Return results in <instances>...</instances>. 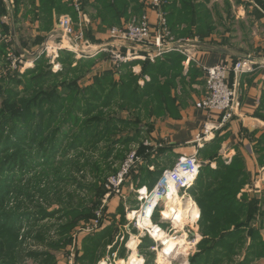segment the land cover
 <instances>
[{
  "label": "trees",
  "instance_id": "16d2710c",
  "mask_svg": "<svg viewBox=\"0 0 264 264\" xmlns=\"http://www.w3.org/2000/svg\"><path fill=\"white\" fill-rule=\"evenodd\" d=\"M61 2L62 0H42L46 11L51 13L54 7L60 15L72 11L71 16L76 20L77 13L71 3L67 4V8ZM96 3L100 9L103 8L99 17L108 27L119 23L120 16H127L130 6L129 0H96ZM3 14L0 11V18ZM180 14L181 17H170L169 20L175 19L174 27L177 22H191V27L185 32L188 38L205 39L210 36L204 31L208 26L204 25L194 31L195 19H184ZM1 25V28H6ZM85 34L91 39L90 35ZM10 50L12 48L9 43L0 44V64H3V69L0 70V264H23L27 242L34 234L38 241L44 242L43 235L50 230L39 227L41 220L58 217V235L62 239L52 245L58 250L70 243L69 235L81 221H91L95 216L94 208L101 205L106 193L104 186L100 184L105 179L106 171H102L100 161L93 160L97 154L107 161L117 152L119 145L128 148L136 143L139 145L137 154L146 162V167L141 168L139 173L141 176L136 178L137 187H154L164 170L153 173L149 169L153 161L151 147L141 143L145 134L141 126L142 116L130 113L133 118L125 119L109 115V110H105L114 101L128 100L132 106L130 110H138L140 105L148 103V107L156 114L162 113V110H166L168 100L171 103L176 100L172 95V90H177L175 81L181 79L183 82L187 76L192 78V69L184 76L180 71L183 70L185 57L172 53L156 64L134 61L121 65L116 71L108 70L94 76L91 84L87 85L84 82L87 75L92 73L94 59L78 61L73 53L63 51L58 59L63 66L61 72L54 73L52 65L50 67L43 56L36 61L34 68L20 74L19 71L12 70L7 62ZM14 52L19 54L16 49ZM74 60L77 61L75 67ZM137 64L142 65L139 75L132 71V67ZM177 69L179 71L175 74L174 70ZM145 76L150 81L141 87L139 82ZM79 82L84 85L81 86ZM155 101L157 104L153 105L152 102ZM123 108L129 109V106ZM150 130L146 133L150 134ZM104 143L106 151L101 148ZM161 151L165 152L163 149ZM213 153L210 163L202 167L195 187L189 191L203 217V240L199 244V252L190 258V264H259L255 260H264V227L261 222L258 227L255 223L262 211L258 209V200L249 201L246 194H242L239 199V194L249 182L245 161L241 157H234L227 165L218 158L217 150ZM69 154H73V157L62 163ZM116 158L124 159V155L121 153ZM211 163H216L217 169H212ZM50 167L67 169L69 178L74 171L81 173L89 168L98 182L91 186L78 182V185L89 189L99 201L94 202L91 197L93 203L89 206L81 196L75 203L71 195L65 201L60 193L55 192L53 196L57 195L61 203L59 209L48 212L38 202L35 206L38 195L50 208L52 193L49 190L53 189L55 183L69 180L68 177L61 176V170L55 172L59 177L54 175L52 180L49 170L53 168ZM145 174L150 177L148 185L142 180V175ZM10 200L15 204L9 208ZM117 211L122 217L119 222H126L122 205ZM103 212L105 218V212L108 213L106 207ZM199 214V209L189 212L192 222L198 219ZM116 216L117 214L114 215L113 222L117 225ZM103 225L105 228L98 231V235L84 240L83 253L78 260L80 264H96L102 258V243L111 239L115 232L114 227ZM111 243L113 242L109 245ZM153 243L152 239H143L141 251ZM28 255L42 258L41 264H56L55 255L49 251L29 252ZM141 255L146 259V264H153L155 255L151 256L147 252ZM242 255L244 258L239 262L237 258Z\"/></svg>",
  "mask_w": 264,
  "mask_h": 264
},
{
  "label": "crops",
  "instance_id": "0c3cea01",
  "mask_svg": "<svg viewBox=\"0 0 264 264\" xmlns=\"http://www.w3.org/2000/svg\"><path fill=\"white\" fill-rule=\"evenodd\" d=\"M149 1L129 0L130 6L127 16H120V22L115 25L122 26L133 17L143 14L149 17L152 26L156 25L160 14L149 6ZM83 2V21L80 28L90 35L91 39L87 37L86 39L92 49L107 47L118 49L124 54L129 51V46H120L109 38V27L99 17V12L103 8L100 9L96 0H83ZM163 2L164 5L160 12L165 14L169 29L173 34L185 33L191 27V22L187 20L182 23L177 22L175 27V19L169 20L170 17H181L180 13H182L184 19H195L196 22H194L192 30L203 28L205 25L208 28L204 31L210 36L205 39L194 38L193 44L187 45V49L190 50L194 59L190 61L188 59L187 64L183 62V66H189L185 68L184 76H187V71L191 69L196 70L195 72L201 76L192 82L188 81L191 78L187 76L186 80L183 81L186 88H183L181 93L178 92L177 95L173 94L176 100L167 103L166 110H162V119H157V124L152 125L151 145L160 149L164 147L166 156L152 158L153 162L149 169L152 172L161 170L160 167H165L163 165L168 164L167 162L175 163L181 156L192 155L198 147L195 142L196 137L203 134L205 128H209L212 131L209 132L206 142L201 145L199 158L203 156V160L209 163L214 154L213 151L216 149L218 158L228 165L234 157H237V151L241 152L244 161L247 163L249 174L252 173L251 185L246 195L249 201L251 199L258 200V209L262 211V214L256 217L255 224L258 226L261 222L264 227V38L260 39L257 35L258 32L264 33V0H163ZM67 4H70L69 0H62L61 5L63 7H67ZM137 9L139 11H136ZM0 11L2 14L5 12L1 15L0 25L6 26V28L2 27L3 29L0 27V44L2 42L9 43L13 51L16 45L22 46L23 55L29 59V63L32 62L33 68L36 61L44 56L41 52L45 45L56 43V40L61 38L58 31L59 18L63 15L71 16L73 13L70 11L60 15L55 7L50 13L44 8L42 0H16L14 5H9L5 0H0ZM4 17L7 19L3 20ZM78 18L79 16L76 20L74 19L76 23ZM21 24L26 28V35L23 37H20L17 30ZM180 25L182 26L180 27ZM244 25L249 26L250 29L247 32L251 35L257 31V36L252 38L246 51L242 48L235 50L232 48L234 45L231 44V39L237 38L235 36L241 32L239 26ZM214 33L215 35L218 33L217 39L211 36ZM27 41H31L32 45ZM137 53L143 54V52ZM102 55L103 61L100 62L98 59ZM76 59L81 60L77 56ZM86 59H94L97 63L93 72L85 79L84 83L87 85L91 84L94 76L108 70H117L109 54L102 53ZM241 59H249L254 65V71L242 74L239 78L242 98L241 111L233 120L222 124L220 115L208 114L196 108L195 104L203 98L205 93V78L202 67H213L221 63H235ZM185 60H187L186 57ZM134 61L141 62L139 59L132 62ZM138 68H135L138 71L134 70L137 75L142 70L140 66ZM234 79V75H231L230 83H233ZM87 81L89 82L87 83ZM246 147L250 151L243 153L241 148ZM164 161L165 164H163ZM143 164L146 165L144 160ZM215 166L217 165L212 166V169H216ZM134 184L137 189L140 188L137 187L138 182H134ZM115 199L112 197L109 200L111 202ZM182 201L179 196L174 198V203L181 208ZM119 206H116V210ZM190 208L188 210L182 208L181 211L190 212ZM107 212L112 213L109 210ZM118 217L117 215L116 220ZM262 233L264 237V229Z\"/></svg>",
  "mask_w": 264,
  "mask_h": 264
},
{
  "label": "rangeland",
  "instance_id": "374dc122",
  "mask_svg": "<svg viewBox=\"0 0 264 264\" xmlns=\"http://www.w3.org/2000/svg\"><path fill=\"white\" fill-rule=\"evenodd\" d=\"M77 16H79L78 13H77ZM141 17H142V15L133 17L130 21H132L135 18L140 19ZM71 18L73 19V17H71ZM81 19L82 18H78L77 23L73 19L74 23L76 24L77 30L80 29V24L82 23ZM23 26L21 24V26L18 27L19 29H17L20 37H23V35L24 36L26 35V28H24ZM123 26L124 25L116 26L115 24H113L112 27H109V29H111L113 27L120 28ZM249 29L250 28L248 25L239 26V31H241V32L235 36L237 38L231 39V44L234 45V47H232L233 49L237 50L238 48H242L244 51H246L248 49L247 47H249L251 44L252 38H254L257 35L259 36L260 39L264 38V33L258 32L256 35V32H257L256 31L255 33H253L251 35V33L247 32ZM217 35H218V33H217ZM217 35H215V33L211 34V36L214 39H217ZM85 37H86V34H85ZM174 37H175L176 41H182L183 42V41H186L188 39L192 40V38H188V36L185 33H181L179 35H174ZM193 41H194V39H193ZM27 42L32 45L31 41H27ZM61 42H62L61 38L56 40V43H61ZM64 46H66L65 43H64ZM15 49L19 53L17 56H20V59L22 61H24L21 64L22 67H29L30 66V65H28L29 59H27L25 57L21 58L22 56H25V55H23L24 51H22V46L19 47L16 45ZM263 50H264V45H263ZM173 53L178 54V55H182L181 53H178V52H173ZM101 54H99V55H101ZM171 54L172 53L163 54L159 58H157V60L154 62H152L150 60H140L141 62H139V63L149 62L152 64H156L160 60H163L164 58H166L168 55H171ZM74 55L76 58V54H74ZM46 59L48 60V62H47L48 65L49 66L52 65V67L51 66L50 67L54 73H57L59 71L61 72L63 70V66L59 63L58 59L56 61L53 59V61H55L54 64H53V61L51 60V58L47 57V55H46ZM81 59L85 60L86 58H81ZM98 60L100 62H102L103 61V55L100 56ZM241 60H243V59H241ZM241 60H239V61H241ZM184 62L187 64V60H185ZM31 63H29V64H31ZM94 63H95L94 66L91 68L92 72H93V69L95 68V66L97 64L96 62H94ZM76 64H77V61L74 60L73 67H75ZM138 66H140L142 69V65L137 64V65L132 67V71H134L135 68L139 69ZM2 67H3V64H0V70L3 69ZM188 67H189L188 65L183 66V70H181L180 72L184 74L185 68H188ZM32 68H33V65L29 69H32ZM27 70H28V68H27ZM27 70H25L23 73H21V72H19V73L24 74ZM135 71H138V70H135ZM178 71H179L178 69L174 70V73L177 74ZM195 71L196 70H192L190 72V75L192 78L188 80L189 82H192L193 81L192 79L195 80L201 76V75L197 74ZM84 72H86V71H84ZM187 72H189V70ZM194 75H195V77H193ZM146 77H148V76H145L141 80L145 79ZM204 78H205V74H204ZM88 82L89 81H87V83ZM79 83L81 86L84 85L83 82H79ZM146 83H148V82H146ZM175 86H176L177 90L173 89L172 95L174 93L177 95L178 92L181 93L183 88L184 89L186 88V86L184 85V83L182 82L181 79H178L177 81H175ZM142 87H144V86H142ZM239 91H240V83H239ZM204 96H205V93H204ZM204 96H203V98H204ZM240 97H241V92H240ZM168 102L171 103V101H169V100H168ZM197 103L195 104L196 108H197ZM152 104L156 105L157 101L152 102ZM130 105L131 104H129L128 100H122V101L118 100V101H114L112 103V105L109 107V109H107L105 111L109 110V112H107V114L118 115V116L123 117L125 119H132L133 118V115H131L130 113H134L135 115L140 114L142 116L141 126L145 132L144 136L142 137L141 143H149L150 144V147H151L150 154L152 156L151 160H152V158L155 159L158 156H166V152L161 151L164 147H161V149H160V148H155V146L151 145V143H152V141H151V139H152L151 138L152 137L151 136L152 125H154L156 123L157 119H162L163 114L162 113L156 114V112H154L151 108L148 107V103L140 105V108L138 110H130V109H132L131 108L132 106H130ZM124 106H129V109L123 108ZM122 109H125V110H122ZM241 109H242V100H241L240 109L236 113V116L239 114ZM149 129H151L150 134H147L146 132ZM126 133H128V132H126ZM125 135L126 134L124 133L123 136H125ZM197 138L198 137H196V140H197ZM101 148H104V151H106L105 150L106 143H104L103 145L101 144ZM138 149H139V145H137L136 143L132 144L128 148H125L123 145H119L117 147V152H115L114 155L112 156V158H110L107 161L101 159L100 155H98V154L96 156H94L93 160L94 161L95 160L100 161L102 171L103 172L106 171L105 177H104L105 179L101 180V183H100L101 186L103 185L104 189L106 190L105 195L108 192V189L106 187L107 186V180L110 177H112L113 175L117 174L121 170L122 165L124 164L127 156L132 152H137ZM241 149H242L243 153L250 151L248 147L241 148ZM154 150H155V152H154ZM158 150H160V151L158 152ZM163 150H165V149H163ZM121 153L124 155V159L117 160L116 155H119ZM237 153H238L237 157L243 158L241 152L237 151ZM162 154H164V155H162ZM71 157H73V154H69V156L62 163H64V162L66 163L67 161H69V159ZM169 157H170V155H169ZM141 158L142 159L139 162V164H137L135 166V168L132 170L130 177H129L130 179L128 180V183H126V185L124 187L125 191L128 189L126 191L127 200L125 201L122 198L118 199V197L113 195L112 197H115L116 199L111 201V202H110V200H108V202H107L106 209H107V211L108 210L112 211V213H106L105 212L106 217L104 218V224L106 225V227H114V229H115V232L113 234L114 236H111V239L114 237V240L113 239L111 240L110 238H108V239H106V241H104L102 243L103 247L100 250V255L102 256V258L100 259L99 263H96V264H142V263L146 264V259L144 258V256L141 255L142 253H145V252H147L148 254H151V256L155 255L154 260H153V264H190V258L199 252V244L203 240L202 224H201V222L203 220L202 212H201L196 200L192 196L191 192H187L185 194L183 193L182 196H184V197L180 196V194H177L176 196H174V198L178 197V195H179V197L183 198L182 200L184 202H186V201L191 202L192 204H191V208H190L191 210L190 211H192V210L198 211V209H199L200 214H199L198 219L195 222H192V220H191L192 217L189 215V211H187L186 213H184L183 211H180L172 220H169L168 223L162 224L161 223L162 219L159 218V211L162 210V215L164 216L166 214V211H165L166 208H164V207H161L160 209H158L156 211L154 217H153V222L155 224L156 223L160 224L161 227L163 228V230L165 231V233L167 234V236H169L171 238H175L177 241L181 242V244H182L181 246H183V248H184L183 252H180V254L178 252V253L171 255V256H165V255H163L164 246L162 243L156 244V247L160 246V247H158V252L154 251V248H156L154 243L151 246L149 245V247L144 250L145 252L143 250L141 251L140 246L142 245L143 239H147V238L151 239L149 237V235L146 233L145 229L155 226L152 223L151 219H150L149 224L144 225L145 222H142V220L140 218V222H141L140 223L141 228H140L139 225L137 224L136 220L133 218L139 217V216L142 217L141 216L142 214L141 213H135L134 216L132 215V211L139 210L141 203L138 202V200H136L137 199L136 194L132 193L129 190V185H130V183L136 182V178L141 176L139 174V173H141V168H143L144 166L146 167V165L143 164V157H141ZM200 159H201L200 161L202 163H206V165H208V162L203 160V156H201ZM167 163L168 164H165V161H164L163 164H165V165H163V166H165V167H160V169L165 171L167 169H171L175 164L174 162H171V163L167 162ZM210 165L212 167V166L217 165V164L211 163ZM109 166L111 167L110 170H109ZM215 167L217 169V166H215ZM244 167H245L246 172H247L248 169H247V163L246 162H244ZM50 168H53V167H50ZM50 168H48V169H50ZM201 169H202V164H201ZM59 170H61V167H57V168L55 167V168L49 170L50 171L49 176L51 177L52 180H54V175L56 177H59L57 174H55V172L59 171ZM159 171L157 170V172H159ZM155 172H156V170H155ZM155 172H153V173H155ZM200 173H201V170H200ZM200 173H199V176H200ZM60 174L64 178L68 177L69 180H67L65 183H60V184L55 183L53 185V189L49 190V192L52 193L51 194L52 196L50 197V200H49V202L51 203V207L49 208V206H48L49 204L47 202H44L43 199H40V197L38 195H37V198H36L34 205L36 206L37 202H38L41 204V206L44 209H47L48 212L59 209V207L61 206L60 200L58 199L57 195L53 196V194H55V192H57V193L61 194V196L63 197V199L65 201H67V196L71 195L74 198L75 203H77L78 197L81 196V198H84L86 200V203H88L89 206H92L91 203H93V202H91L90 198L91 197L94 198L95 195L90 193L89 189H87V188L84 189V188L79 187L78 182H80L84 185L91 186V185L98 182L96 175H93L92 171L89 168L85 169V171H83L81 173L74 171L73 176L71 178H69L70 176H68L67 169L61 170ZM248 174H249V171H248ZM251 175H252V173L249 174V176L247 177L249 182L247 185L244 186V189L241 191V194H239V199H241L242 194L245 195L248 193L249 186L251 185L250 182L252 181ZM142 180L145 184L148 185L150 182V177H148L146 174L142 175ZM73 181H76V182H73ZM156 184L154 185V187L156 186ZM135 187H136V185H135ZM149 188H150V185H149L148 189ZM153 188L152 189L150 188L149 190H153ZM104 199H105V196L101 200V205L94 208V214H96V211L102 210L104 208L103 207V203H104L103 200ZM95 201H99V198L98 197L94 198V202ZM14 204H15V202L13 200L12 201L10 200L8 202V207L10 208ZM117 205H120V206L122 205L123 208H125L124 216L126 217V222H119L122 217H120V215L118 214V212L116 210ZM194 206H196V207H194ZM192 207H194V208H192ZM115 214H117L119 216L118 219L116 220L117 225L114 224V222H113ZM93 218H92V220H93ZM57 219H58V217H55L52 219H46L44 221L41 220L39 222V227L50 228V230L46 234L43 235L44 242L38 241L37 238L34 237L35 234L27 242V245H26L27 246V248H26L27 253L25 256L26 259L24 260L23 264H41L42 260H43L42 258H39V259L35 258L34 255H28V253L29 252L46 253L48 251L51 252L53 255H55L56 264H80L78 262V260H79L80 254L83 253L82 245H83L84 240L88 237L90 238L91 236H94L95 234L98 235L97 232L87 233L84 231V229H86L87 227H90V225L92 224V220L91 221H84V220L81 221L80 224L70 233V235H69L70 243H68L63 249L56 250V248H54L55 246H52V245L59 243L62 239V237H60L58 235V225L60 223L57 221ZM109 224H111V225H109ZM145 233L147 236L144 235ZM157 234H159V232ZM111 241L113 243H111V245H109ZM152 241H154V240L152 239ZM243 258H244V256L242 255V256H239L237 258V260L239 262H241L243 260ZM255 263L264 264V260H259V261L255 260Z\"/></svg>",
  "mask_w": 264,
  "mask_h": 264
},
{
  "label": "built area",
  "instance_id": "2783aa9c",
  "mask_svg": "<svg viewBox=\"0 0 264 264\" xmlns=\"http://www.w3.org/2000/svg\"><path fill=\"white\" fill-rule=\"evenodd\" d=\"M5 1L9 5H14L16 2V0ZM69 2L74 11L78 13L79 18H82L81 20L83 21L82 0H69ZM163 5V0L149 1V6L160 14L159 20L154 26L151 25L148 16L143 14L140 19L135 18L124 24L123 27H113L108 30V36L111 40L120 46H129V51L125 54L118 49H110L107 47L92 49V46L85 37V32L82 28L77 30L76 24L70 15H63L58 21V31L62 42L45 45L41 54H44L45 57L47 55L52 61L53 59L56 61L63 51L76 54L78 58H91L101 53H106L110 55V59L115 67L120 68L121 65L130 63L135 59L154 62L163 54L178 52L187 58L188 63V59L189 61L194 59L190 50L187 49V45L193 44V40L176 41L174 34L169 29L165 14L160 12V8ZM6 19V17L3 18V20ZM64 43L66 46H64ZM137 52H143V54H138ZM21 58H24V56ZM55 61H53V64ZM7 62L12 70L21 73L33 65L31 63V65L28 64L30 65L29 67H22L21 64L24 61L13 50L8 52ZM253 66V63L249 59H243L236 63H221L213 67L201 66L205 74V96L197 103V108L208 114L220 115L222 124L233 120L241 106L239 78L242 74L253 72ZM231 75L235 77L233 83H230ZM149 81L150 79L146 77L139 84L142 87ZM210 131L212 130L205 128L203 134L198 136L197 140H195L198 147L192 155L179 157L171 169L163 171L153 190H149L146 187L137 189L134 183H130L129 185V190L136 194L138 202L141 203L139 210L132 211V213L147 214V204L153 198H158L157 206L150 215V219L155 226L145 229L149 237L154 240L155 247L156 244L160 243L156 238V234L162 231L165 232L160 224L153 222L156 211L161 207L166 208V204L162 198L168 196L169 189H175L182 196L183 193L185 194L195 187L202 163L199 158V150L202 148L201 145L206 142ZM145 145L150 146L149 143H145ZM141 159L137 152L130 153L122 165L121 170L107 180L106 187L108 192L103 200L104 208L113 195L125 201L127 200L124 187L130 179L132 170L139 164ZM103 209L96 211L92 224L90 227L84 229L85 232H98L105 228L103 225ZM159 218L162 219V224L169 222V220L164 219L162 210L159 211ZM133 219L136 220L141 228L139 218L134 217ZM146 233L144 234L145 236H147ZM158 247L154 248V251L158 252Z\"/></svg>",
  "mask_w": 264,
  "mask_h": 264
},
{
  "label": "bare ground",
  "instance_id": "6f19581e",
  "mask_svg": "<svg viewBox=\"0 0 264 264\" xmlns=\"http://www.w3.org/2000/svg\"><path fill=\"white\" fill-rule=\"evenodd\" d=\"M177 194H179L175 189H169V194L167 196V200L165 202L166 204V214L163 216L164 219H168V220H172L177 214L178 212L181 211V209L183 208V210H188L191 207V202H184L182 201V208L174 203V196H176ZM179 196V195H178ZM178 198V197H175ZM158 203V198H153L152 200H150V202L147 204V208L146 211L148 212V210H150L151 212L153 211V209L157 206ZM152 214V213H151ZM142 217H138L139 218V224L140 222V218L142 220V222H145L144 225H147L150 223V217L147 214L142 213L141 215ZM157 240L163 244L164 246V250H163V255L165 256H171L174 255L176 253L179 252H183V246H181V242L177 241L175 238H171L169 236H167V234L165 232H159V234L156 235ZM182 254V253H181Z\"/></svg>",
  "mask_w": 264,
  "mask_h": 264
},
{
  "label": "water",
  "instance_id": "95a60500",
  "mask_svg": "<svg viewBox=\"0 0 264 264\" xmlns=\"http://www.w3.org/2000/svg\"><path fill=\"white\" fill-rule=\"evenodd\" d=\"M201 164H202V167H205V166H206V163H201ZM162 200H163V202H166L167 197H163ZM147 215H148V216L151 215V211H150V210H148Z\"/></svg>",
  "mask_w": 264,
  "mask_h": 264
}]
</instances>
